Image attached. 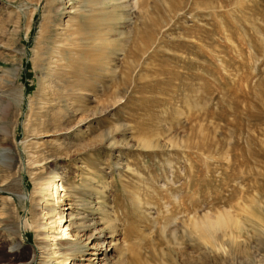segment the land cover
<instances>
[{"label":"rangeland","instance_id":"374dc122","mask_svg":"<svg viewBox=\"0 0 264 264\" xmlns=\"http://www.w3.org/2000/svg\"><path fill=\"white\" fill-rule=\"evenodd\" d=\"M54 175L120 264H264V0H0V264L49 243ZM226 212L241 231L195 229Z\"/></svg>","mask_w":264,"mask_h":264},{"label":"bare ground","instance_id":"6f19581e","mask_svg":"<svg viewBox=\"0 0 264 264\" xmlns=\"http://www.w3.org/2000/svg\"><path fill=\"white\" fill-rule=\"evenodd\" d=\"M63 30V33L68 36L60 40L61 44H54L52 50L54 53L56 51L58 54L65 55V53L71 52L82 35L76 30V38H74L73 33L67 34L68 24L64 26ZM58 54L55 53V56ZM52 63L58 67L64 66L58 57L53 59ZM53 93L57 98L58 93ZM3 149L7 150L6 148ZM59 176L48 177L44 183H41L42 188L44 187L43 184L48 186V188L42 189L44 191L43 196L46 195L44 197L45 205L39 204L44 220L41 222L33 220L31 224L37 233L36 235L42 238L41 241L43 240L44 243L47 240L49 243L39 245V242H36L37 247L32 250L29 259L17 263L107 264V259L110 258L115 259L117 264L123 263L126 242L124 239L123 241L120 239V235H125L124 229L122 230L114 222L115 220L110 218L105 220L107 211L103 210L100 201L93 204L82 199L78 200L75 186L66 185L65 187L60 182ZM36 206L38 205L36 204ZM210 218L204 216V218L195 221V229L198 228L205 233H211L219 228L233 227L236 231H241L238 221L227 212L217 215L214 219ZM2 225L3 221L0 215V227ZM205 238L207 237L205 236ZM21 244V242L15 243L8 251L19 253Z\"/></svg>","mask_w":264,"mask_h":264}]
</instances>
